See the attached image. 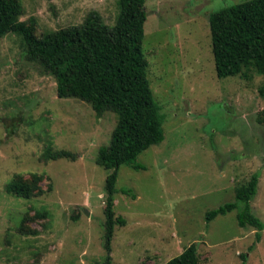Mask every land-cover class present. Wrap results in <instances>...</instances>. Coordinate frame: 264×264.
Instances as JSON below:
<instances>
[{"label": "rangeland", "instance_id": "1", "mask_svg": "<svg viewBox=\"0 0 264 264\" xmlns=\"http://www.w3.org/2000/svg\"><path fill=\"white\" fill-rule=\"evenodd\" d=\"M246 1H146L142 47L165 140L138 157L146 171L120 168L117 189L136 198L115 195L114 214L127 225L115 228L112 264H165L191 244L200 264H242V255L247 264H264V231L258 242L255 228L238 225V210L206 219L235 202L236 188L259 172L252 209L264 222V78L251 70L219 79L209 25L212 13ZM22 3L20 19H33L38 36L81 25L92 11L111 27L119 15L118 0ZM25 50L18 34L0 39V264H105L110 172L96 160L118 116L98 117L86 102L60 99L55 78ZM12 122L17 129L8 136ZM48 148L75 160H46ZM12 181L28 184L35 196L7 193Z\"/></svg>", "mask_w": 264, "mask_h": 264}, {"label": "trees", "instance_id": "2", "mask_svg": "<svg viewBox=\"0 0 264 264\" xmlns=\"http://www.w3.org/2000/svg\"><path fill=\"white\" fill-rule=\"evenodd\" d=\"M147 0H118L119 15L115 26H108L97 11L89 13L81 25H73L38 36L34 20L21 21L22 0H0V39L15 33L26 45L29 61L38 62L46 74L56 81L57 96L76 98L90 104L98 117L108 111L118 116L109 145L100 147L96 164L110 172L105 183L104 248L105 264H112V241L116 226L127 225L113 211L115 195L123 193L136 198L131 190H118L116 183L122 166L146 171L138 157L152 146L165 140V116L155 100L148 79V62L143 51ZM212 52L219 79L246 77L251 70L264 78V0H249L212 13L209 17ZM264 98V82L259 88ZM259 122L264 124V110ZM8 136L16 132L12 122ZM46 160L72 159L66 150L48 148ZM42 180V176H36ZM260 173L238 186L235 202L228 203L206 215L208 222L220 215L238 210L241 228L256 229V240L262 239L264 222L252 209L258 193ZM7 193L30 199L35 196L28 184L12 181ZM41 192L36 195H41ZM42 217L47 213L36 212ZM36 234V231L32 232ZM247 264V255H242ZM165 264H200L198 248L191 244L180 255Z\"/></svg>", "mask_w": 264, "mask_h": 264}]
</instances>
